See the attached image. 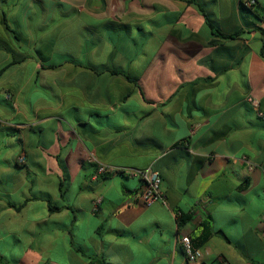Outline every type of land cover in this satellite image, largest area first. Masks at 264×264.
Wrapping results in <instances>:
<instances>
[{
  "label": "crops",
  "instance_id": "0c3cea01",
  "mask_svg": "<svg viewBox=\"0 0 264 264\" xmlns=\"http://www.w3.org/2000/svg\"><path fill=\"white\" fill-rule=\"evenodd\" d=\"M242 1L0 0V264H186L204 222L199 264H264V0ZM197 2L241 35L209 45ZM147 169L165 203L121 174Z\"/></svg>",
  "mask_w": 264,
  "mask_h": 264
},
{
  "label": "built area",
  "instance_id": "2783aa9c",
  "mask_svg": "<svg viewBox=\"0 0 264 264\" xmlns=\"http://www.w3.org/2000/svg\"><path fill=\"white\" fill-rule=\"evenodd\" d=\"M241 4L246 9H253L256 6V0H243ZM7 98H9V96H7ZM245 100L255 115L260 119H264V113L260 109L259 101L251 95L246 96ZM16 161L18 164H23L25 162L24 154L19 155ZM87 161L95 165V177H106L117 173V171L111 167L101 164L93 152L88 153ZM247 166L248 170L250 171L255 168V166L249 162H247ZM121 174L137 178L141 182V187L137 192H135L133 196V198L140 204L149 206L155 202H166L161 188V176L158 172L147 169L144 171H123ZM99 202V200L96 201L94 204L95 208ZM176 245L183 252L186 259V264L200 263L202 252L200 249L193 246L192 239L189 235H178L176 238Z\"/></svg>",
  "mask_w": 264,
  "mask_h": 264
},
{
  "label": "trees",
  "instance_id": "16d2710c",
  "mask_svg": "<svg viewBox=\"0 0 264 264\" xmlns=\"http://www.w3.org/2000/svg\"><path fill=\"white\" fill-rule=\"evenodd\" d=\"M198 10V12L203 16L204 18V21H205V24L206 26L209 28V30L211 31V34H212V39L209 41V45H216V42L217 40H215L216 38L217 39H221V40H234L236 39L238 36L241 35V32H235V33H232V34H228V35H225V34H222L221 31L218 29L217 25L215 24L213 18H212V15L211 13L208 11L206 5L202 2H197L196 4H194ZM240 6L246 10L247 12H249L251 15H253L257 20L261 21V17L259 16V14L257 13V10L255 9V7L253 9H246L242 6V4H240ZM262 35L264 36V31L260 30ZM263 51H264V44L262 46V52L261 54H263ZM111 74H123L122 71L120 70H109ZM52 210H57L55 208H52ZM203 226V232L202 234L200 235V237L192 243H193V246L195 248H199L201 245H203L211 236V232L210 230L208 229V226H207V222H204L202 224ZM2 258L0 257V260Z\"/></svg>",
  "mask_w": 264,
  "mask_h": 264
},
{
  "label": "rangeland",
  "instance_id": "374dc122",
  "mask_svg": "<svg viewBox=\"0 0 264 264\" xmlns=\"http://www.w3.org/2000/svg\"><path fill=\"white\" fill-rule=\"evenodd\" d=\"M140 40H141V38H140Z\"/></svg>",
  "mask_w": 264,
  "mask_h": 264
}]
</instances>
